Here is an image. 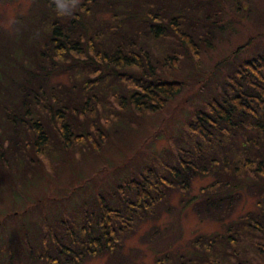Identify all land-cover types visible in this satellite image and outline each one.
<instances>
[{
  "label": "trees",
  "instance_id": "trees-1",
  "mask_svg": "<svg viewBox=\"0 0 264 264\" xmlns=\"http://www.w3.org/2000/svg\"><path fill=\"white\" fill-rule=\"evenodd\" d=\"M37 1L31 19L27 13L11 28L0 26V117L29 133L27 147L54 157L88 139L98 150L119 131L104 125L127 129L142 112L167 106L187 86L171 76L180 66V45L197 56L201 37L222 27L219 0ZM229 1L238 12L239 0ZM175 124V155L168 161L159 156L121 181L119 198L60 220L52 244L45 236L43 251L36 246L42 259L78 264L101 255L106 264H129L121 234L163 202L169 188L188 190L197 176L212 181L193 196L192 208L200 219L219 222L223 232L197 235L186 249L167 248L156 264H248L246 250L264 254V50L235 66ZM52 130L59 140L53 153L46 140ZM11 145L17 150L19 143ZM244 190L256 209L232 218ZM150 234L142 239L155 245Z\"/></svg>",
  "mask_w": 264,
  "mask_h": 264
},
{
  "label": "rangeland",
  "instance_id": "rangeland-1",
  "mask_svg": "<svg viewBox=\"0 0 264 264\" xmlns=\"http://www.w3.org/2000/svg\"><path fill=\"white\" fill-rule=\"evenodd\" d=\"M37 3L0 0L1 28L15 26L17 16L28 13L26 19H31L38 12ZM219 6L222 27L201 37L198 55L191 54L187 44L180 45V66L171 76L187 86L160 111L137 115L138 120L127 129L115 122L104 125L103 130L113 127L119 131L110 134L100 149L91 148L93 140H82L73 152L56 155L61 159L64 156V161L52 159L49 150L39 148L42 152L37 153L27 147L29 133L22 127L13 130L8 124L12 122L0 117V264H49L36 246L44 243L45 236L46 243L52 244V235L62 225L60 220L98 209L96 203L101 199L119 198L122 189L117 186L121 181L139 173L146 164L156 163L159 156L161 161H168L171 153L175 155L178 135L172 130L184 111L213 94L216 85L235 66L264 50V0H239L238 12L229 0H219ZM187 18L196 21V16ZM249 37L252 41L245 45ZM46 138L48 148L59 142L54 130L47 132ZM15 143H19L17 150L11 145ZM51 152H57L56 147ZM211 181L212 177L197 176L188 190L169 188L163 202L143 212L135 228L121 234L129 264H156L157 256L167 248L186 249L189 240L197 235L223 232L219 222L200 219L192 208L193 196L199 197L200 188ZM255 209V200L244 190L232 218ZM153 229L162 234L153 233ZM149 231L155 245L142 239ZM166 244L171 245L165 247ZM44 246L48 252L49 246ZM121 249L116 250L120 253ZM252 253L244 252L250 258L248 264H264V254L254 257ZM106 258L86 257L78 264H106ZM63 260L65 257L58 262ZM228 264H234V259H229Z\"/></svg>",
  "mask_w": 264,
  "mask_h": 264
},
{
  "label": "clouds",
  "instance_id": "clouds-1",
  "mask_svg": "<svg viewBox=\"0 0 264 264\" xmlns=\"http://www.w3.org/2000/svg\"><path fill=\"white\" fill-rule=\"evenodd\" d=\"M64 7V4H60V8H63Z\"/></svg>",
  "mask_w": 264,
  "mask_h": 264
}]
</instances>
